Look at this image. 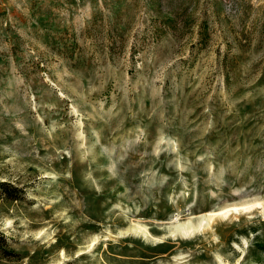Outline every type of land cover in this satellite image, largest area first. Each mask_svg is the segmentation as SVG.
Segmentation results:
<instances>
[{
	"label": "rangeland",
	"instance_id": "obj_1",
	"mask_svg": "<svg viewBox=\"0 0 264 264\" xmlns=\"http://www.w3.org/2000/svg\"><path fill=\"white\" fill-rule=\"evenodd\" d=\"M0 182V264H264V0H0Z\"/></svg>",
	"mask_w": 264,
	"mask_h": 264
},
{
	"label": "bare ground",
	"instance_id": "obj_2",
	"mask_svg": "<svg viewBox=\"0 0 264 264\" xmlns=\"http://www.w3.org/2000/svg\"><path fill=\"white\" fill-rule=\"evenodd\" d=\"M240 208L245 210V207L242 208V206H241V207L237 208V207L233 206L231 208H225V209H220V210H217V211L207 212L204 215H201V219H200L201 221L198 223V225H195L191 221V219H189V220H187V222H183V223H180L179 221L175 220V222H174L175 224L173 225L172 233L174 235L175 234H179V235H181V236H183L185 238L191 237L196 232H199L203 228L204 223L207 222L206 224H208L214 217L226 216L232 211L233 212H238L240 210Z\"/></svg>",
	"mask_w": 264,
	"mask_h": 264
},
{
	"label": "trees",
	"instance_id": "obj_3",
	"mask_svg": "<svg viewBox=\"0 0 264 264\" xmlns=\"http://www.w3.org/2000/svg\"><path fill=\"white\" fill-rule=\"evenodd\" d=\"M0 189L6 194L10 199L16 200L19 197V194L22 192L20 188L11 186L6 182H0Z\"/></svg>",
	"mask_w": 264,
	"mask_h": 264
}]
</instances>
